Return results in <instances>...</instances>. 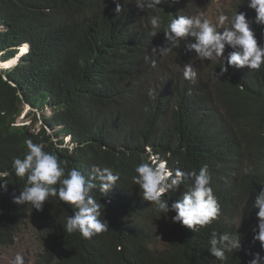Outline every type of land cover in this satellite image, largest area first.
<instances>
[{
  "label": "trees",
  "instance_id": "1",
  "mask_svg": "<svg viewBox=\"0 0 264 264\" xmlns=\"http://www.w3.org/2000/svg\"><path fill=\"white\" fill-rule=\"evenodd\" d=\"M192 1L209 12L207 0ZM178 5L162 6L161 33L152 37L150 13L128 0H0L1 65L23 54L14 68L0 74V174L9 173L0 175L8 183L7 191H0V247L12 246L15 236L34 224L41 249L36 264H212L208 241L213 231L241 236V249L217 264H248L251 253L264 256L261 242L254 240L258 221L252 196L240 230L227 218L236 194L253 186L250 176L254 187L264 185V67L257 72L228 66V53L224 63L200 66L187 48L190 39L168 56L155 52L152 44L154 39L163 44L170 14L182 15ZM237 7L251 21L247 0ZM233 13L223 10L229 19ZM251 27L258 44L264 43L262 32ZM172 58L192 64L194 82L185 80L179 68H168ZM223 66L227 71L215 79L213 72ZM23 105L40 111L33 118L40 122L38 131L15 125ZM26 139L67 160L66 170L76 167L87 176L99 165L120 174L109 193L93 190L106 206L108 231L91 239L68 234L65 218L73 212L56 197L39 212L12 202V194L26 186V178L16 177L12 168L14 158L28 151ZM153 154L172 169L198 171L208 165L221 207L217 221L195 233L172 223L175 213L165 219L143 200L132 177L140 163L152 162ZM238 176L243 177L236 189ZM189 186L170 191L169 204Z\"/></svg>",
  "mask_w": 264,
  "mask_h": 264
},
{
  "label": "clouds",
  "instance_id": "2",
  "mask_svg": "<svg viewBox=\"0 0 264 264\" xmlns=\"http://www.w3.org/2000/svg\"><path fill=\"white\" fill-rule=\"evenodd\" d=\"M176 2H179L178 9L181 3L187 8L186 2L190 4L189 0H128V4H133L139 11L150 13L149 35L152 37L161 33L160 13H164L162 6ZM247 7L252 9L251 21L245 12L238 13L239 7L234 10V17L231 19L223 14L222 10L213 11L212 13L218 15L216 22L211 21L207 13L200 12L195 15L189 8L188 12L191 14L182 10H179L182 15L174 17L170 14L172 18L163 30V44L160 46L159 40L154 39L152 45L156 49L153 50L160 55L168 56L179 49L183 41L190 39L192 42L187 44V48L197 55L195 63L207 64V61L221 59L224 63L223 54L228 53L226 57L228 66L237 69L246 67L248 70L258 72L264 67V43L258 44L251 24L253 23L256 30L264 35V0H247ZM115 11L117 13L122 11L120 4H117ZM148 59V56H145V61ZM170 60L177 64L185 80L195 81L197 72L191 63L176 62L174 58ZM167 63L169 65V60ZM226 71L227 68L223 66L219 73L213 72V77L219 80ZM148 95L155 98L156 93L150 90ZM25 144L27 153L23 158H14L12 168L16 177L21 180L26 178V186L19 195L12 194V202L16 205L26 204L39 212L43 210V205L50 197H56L73 212L65 218L64 231L68 234L78 232L84 239H91L108 231L109 225L104 219L106 206L100 203V199H96L93 190L98 189L102 195L109 193L117 185L120 174L110 167L99 165L92 166L87 176L76 167L66 170L67 160H61L56 154L44 151L39 143H33L31 139H26ZM135 173L132 182L139 187L143 200L150 202L151 207L165 219L168 218V213H175L171 217L172 223H179L198 233L221 216V207L211 187L207 164L201 166L198 171L195 169L185 171L180 167L172 169L169 168L167 160L153 154L152 162L140 163L135 168ZM0 175L6 177L9 173ZM242 177L236 179V189ZM249 180L253 182V186H245L244 191L236 194L238 197L227 218L236 231L240 230L243 227L240 220H243L248 195L252 196L251 204L252 208L257 210L258 221L254 229L256 233L254 240L260 241L261 249L264 250V185L259 183L254 187L255 181L251 176ZM7 184L0 181V191H7ZM182 185L190 186L188 190L183 191L179 200L169 204L168 193L175 192ZM208 244V252L214 258L212 264H217L218 261L226 262L229 258L227 253L241 249V236L237 232L218 234L213 231ZM251 255L252 259L248 264H264V256L260 253ZM12 264H24L23 256L17 254Z\"/></svg>",
  "mask_w": 264,
  "mask_h": 264
},
{
  "label": "rangeland",
  "instance_id": "3",
  "mask_svg": "<svg viewBox=\"0 0 264 264\" xmlns=\"http://www.w3.org/2000/svg\"><path fill=\"white\" fill-rule=\"evenodd\" d=\"M240 0H207L208 3V11L207 13L208 18L216 22L217 14L212 13L213 8L220 10H230L233 11L237 9V3ZM186 5L188 6L189 10L192 11V13L197 14L202 12L203 8L201 5H199V2L192 1L190 4L186 2ZM183 8V9H182ZM188 8L184 5V3L180 4L179 10H182L183 12H188ZM191 14V13H189ZM206 14V13H205ZM26 53V52H25ZM23 54L20 52L18 53L13 59L14 63L9 64L7 66H2V61H0V74L3 70L12 69L16 66L17 62L20 60L21 56ZM11 60V59H10ZM206 64L200 63V66H204ZM169 66L170 68H179L177 64L173 60H169ZM171 71V70H170ZM44 113L46 116H49L51 114V109L49 106H45ZM40 111L37 109H30L29 106L23 105L21 114L16 118L15 125L22 126V125H31V129H34V131H38L39 129V120L37 122H33V118L37 117L39 118ZM60 137L54 138L55 141H58ZM68 139L66 138L63 140V144H67ZM152 161V157H149ZM36 232H37V226L34 224H30L26 229L21 231L18 236H15L14 244L10 247H0V264H12V260L17 254H20L24 258V264H36L37 255L40 252V246L37 243L36 240Z\"/></svg>",
  "mask_w": 264,
  "mask_h": 264
},
{
  "label": "bare ground",
  "instance_id": "4",
  "mask_svg": "<svg viewBox=\"0 0 264 264\" xmlns=\"http://www.w3.org/2000/svg\"><path fill=\"white\" fill-rule=\"evenodd\" d=\"M183 9V8H182ZM237 69V68H236ZM260 173V172H259ZM249 196V195H248Z\"/></svg>",
  "mask_w": 264,
  "mask_h": 264
}]
</instances>
